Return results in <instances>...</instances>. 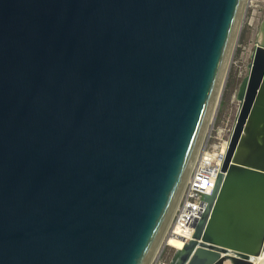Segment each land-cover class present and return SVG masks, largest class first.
I'll return each instance as SVG.
<instances>
[{
	"label": "water",
	"instance_id": "obj_1",
	"mask_svg": "<svg viewBox=\"0 0 264 264\" xmlns=\"http://www.w3.org/2000/svg\"><path fill=\"white\" fill-rule=\"evenodd\" d=\"M247 1L0 0V264H152ZM250 68L222 173L170 264L264 254L263 47Z\"/></svg>",
	"mask_w": 264,
	"mask_h": 264
},
{
	"label": "rangeland",
	"instance_id": "obj_2",
	"mask_svg": "<svg viewBox=\"0 0 264 264\" xmlns=\"http://www.w3.org/2000/svg\"><path fill=\"white\" fill-rule=\"evenodd\" d=\"M263 25L264 0H248L226 66L217 111L211 121L214 127L213 136L217 135L216 132L220 129L223 130L222 141H227L231 136L240 107L237 94L244 79L250 75L253 55L260 41ZM209 127L207 131H210ZM224 145L227 144L224 143ZM165 253L170 259H173L172 250H167Z\"/></svg>",
	"mask_w": 264,
	"mask_h": 264
},
{
	"label": "built area",
	"instance_id": "obj_3",
	"mask_svg": "<svg viewBox=\"0 0 264 264\" xmlns=\"http://www.w3.org/2000/svg\"><path fill=\"white\" fill-rule=\"evenodd\" d=\"M209 128L210 131L208 130L199 158L196 159L193 165L169 229L171 236L185 243V246L192 239L188 240L182 237L180 230L187 228L195 233V224L201 220L205 211L204 197L212 195L219 175L222 173L224 157L227 152H223L224 143L227 144L228 149L230 136L227 141H222L223 130L220 129L216 132L217 135L213 136V124H210ZM167 250H172L174 254L177 251L163 244L152 264H170L172 258L170 259L166 255L165 251Z\"/></svg>",
	"mask_w": 264,
	"mask_h": 264
},
{
	"label": "bare ground",
	"instance_id": "obj_4",
	"mask_svg": "<svg viewBox=\"0 0 264 264\" xmlns=\"http://www.w3.org/2000/svg\"><path fill=\"white\" fill-rule=\"evenodd\" d=\"M262 32H261V37H260V41H259V43H258V45L257 46H260V47H263L264 48V25H263V27H262V30H261ZM222 88H223V84H221V86H220V88H219V90H218V94H217V97H216V101H215V104H214V106H213V108H212V112H211V114H210V119H211V117L214 115L215 116V111H217V107H218V104H219V100H218V97H219V94H221V90H222ZM214 110V111H213ZM214 112V113H213ZM213 113V114H212ZM213 120V119H212ZM209 121V120H208ZM211 121V120H210ZM202 142V141H201ZM229 145V144H228ZM223 152L225 153L226 151H227V145H224L223 147ZM200 153V152H199ZM197 155H199V154H196V156L194 157V159H193V162H192V164H191V166H190V169L192 170V168H193V165H194V163H195V161H196V159L197 158H199ZM177 208V207H176ZM176 211V210H175ZM173 214H175V213H173ZM173 216V215H172ZM174 217V216H173ZM171 226V225H170ZM170 226L168 227L167 226V231L168 232H166V237L164 236V238H163V241L164 242H162L163 244H165V245H167L168 247H170L171 249H173V250H182V249H184L185 248V243H183L182 241H180L179 239H177V238H175V237H172L171 236V233L169 232V229H170ZM169 228V229H168ZM180 235H182V237H185V238H187L188 240H190V239H192V237H193V231L191 230V229H182V230H180ZM161 241H162V239H161ZM161 241H160V243H161ZM160 243H159V245H160ZM159 245H158V247H157V249H156V251H155V254L157 253V250H158V248H159ZM154 254V255H155ZM154 257V256H153ZM153 259V258H152ZM151 262H152V260H151ZM150 262V263H151ZM255 264H264V254H262L260 257H258L255 261Z\"/></svg>",
	"mask_w": 264,
	"mask_h": 264
}]
</instances>
